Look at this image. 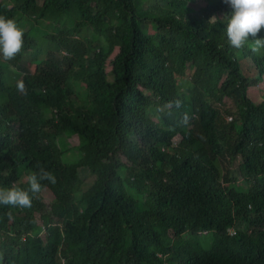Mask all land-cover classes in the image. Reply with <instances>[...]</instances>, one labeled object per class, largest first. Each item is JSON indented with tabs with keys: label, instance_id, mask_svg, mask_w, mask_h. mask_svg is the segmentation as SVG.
Returning <instances> with one entry per match:
<instances>
[{
	"label": "trees",
	"instance_id": "1",
	"mask_svg": "<svg viewBox=\"0 0 264 264\" xmlns=\"http://www.w3.org/2000/svg\"><path fill=\"white\" fill-rule=\"evenodd\" d=\"M204 1L0 0L24 31L0 57V189L31 197L0 204V264H264V48L230 47L231 8ZM26 51L33 73L6 70ZM37 165L55 183L32 193Z\"/></svg>",
	"mask_w": 264,
	"mask_h": 264
},
{
	"label": "clouds",
	"instance_id": "2",
	"mask_svg": "<svg viewBox=\"0 0 264 264\" xmlns=\"http://www.w3.org/2000/svg\"><path fill=\"white\" fill-rule=\"evenodd\" d=\"M223 2L232 10L227 19L225 30L229 46L240 50L247 45L252 54L258 53L264 48V38H257L261 30L264 29V0H223ZM210 21H216V18L212 17ZM249 37L252 38L251 43H249ZM23 38L24 31L15 20L0 16V57L3 60L15 59L23 49ZM18 87L23 90L22 83ZM16 118L17 116L8 123L15 143L14 157H31V152L23 146L21 140L23 137L29 138L20 132V123H14ZM184 119L187 122V117ZM37 168L39 173L33 172L21 179L28 182L32 193H38L41 190L38 175L40 180L46 179L50 183H55V177L51 172L45 171L41 165H37ZM0 204L26 208L31 206V197L28 191L18 187L0 189ZM61 262L70 264L63 257H61Z\"/></svg>",
	"mask_w": 264,
	"mask_h": 264
},
{
	"label": "rangeland",
	"instance_id": "3",
	"mask_svg": "<svg viewBox=\"0 0 264 264\" xmlns=\"http://www.w3.org/2000/svg\"><path fill=\"white\" fill-rule=\"evenodd\" d=\"M199 3L201 4H205L204 0H198ZM83 35H85V37L90 35V30L86 29L85 32L83 33ZM251 43V42H250ZM6 70H8L10 73L12 74H26V73H33L35 66L34 64L31 63V56H30V52L26 51L20 61V63L16 66V67H5ZM110 69V67L108 66V70ZM188 76L191 74L190 71H187ZM187 74L186 76H180L178 78H176L177 81V86L179 87L180 93H184L185 95L189 94V91L192 90V85L190 82V79L188 78ZM264 89V82H261L260 84H258L257 86L248 89L247 95L250 99H252V101L254 103H259L262 101V97H261V91ZM71 144V143H70ZM173 144H175V141L173 142ZM71 146V145H70ZM71 154H68V157H70ZM75 156H73L74 158ZM238 164L235 163L234 167H236ZM234 172L235 170L232 169ZM80 175L83 177H90L88 176L85 172L80 171ZM92 179H89L87 184L85 185L86 187L89 186V184L91 183ZM48 197L47 192H42V197Z\"/></svg>",
	"mask_w": 264,
	"mask_h": 264
}]
</instances>
